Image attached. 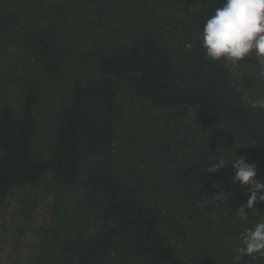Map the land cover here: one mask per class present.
I'll return each instance as SVG.
<instances>
[{
	"label": "trees",
	"instance_id": "16d2710c",
	"mask_svg": "<svg viewBox=\"0 0 264 264\" xmlns=\"http://www.w3.org/2000/svg\"><path fill=\"white\" fill-rule=\"evenodd\" d=\"M221 5L0 0V208L17 195L12 250L39 207L49 214L9 264H264L235 259L264 202L241 223L247 197L231 167L207 174L236 150L264 179V109L251 106L264 78L250 58L226 67L200 43ZM182 109L200 119L179 123ZM5 229L2 213L0 254Z\"/></svg>",
	"mask_w": 264,
	"mask_h": 264
},
{
	"label": "clouds",
	"instance_id": "9594fccd",
	"mask_svg": "<svg viewBox=\"0 0 264 264\" xmlns=\"http://www.w3.org/2000/svg\"><path fill=\"white\" fill-rule=\"evenodd\" d=\"M200 43L208 59L223 62L226 67L239 66L246 62V57L250 58L264 78V0H222V5L206 20ZM185 47L190 49L192 45L188 43ZM251 106L264 109V99L256 100ZM208 165L207 174L231 167V184L247 197L245 203L237 207L236 216L239 222L247 223L250 214L257 212L254 205L264 202V179L258 178L256 164L248 162L245 155L237 157L235 150L231 158L227 154L216 155ZM212 187L217 189L213 193L216 200L229 198L220 184L214 183ZM199 203L206 206L207 201ZM239 240L237 261L241 256L264 257V217L241 232Z\"/></svg>",
	"mask_w": 264,
	"mask_h": 264
},
{
	"label": "rangeland",
	"instance_id": "374dc122",
	"mask_svg": "<svg viewBox=\"0 0 264 264\" xmlns=\"http://www.w3.org/2000/svg\"><path fill=\"white\" fill-rule=\"evenodd\" d=\"M185 109H182L181 114L178 116V122L179 123H184L187 122L189 119L194 118L195 119H200L199 115L193 111V114H189V111H184ZM129 115L130 112H132V109L130 108L128 110ZM139 112V110H138ZM133 116H138L137 114H134ZM208 116V115H206ZM206 116H203L204 118ZM209 120H212L211 118H207ZM210 128L216 127V122L211 121L210 122ZM16 194H11L9 195L8 199L6 200L5 204L1 206L0 208V214L5 215V225L6 229L5 232L3 233V236L5 237V242L0 254V264H9L13 259H20L24 260L26 257V253L30 248L31 243L34 241V238L36 237L35 230L39 229L41 225L45 221L48 220L49 214L48 211L45 210V207H39L38 212H37V222L34 223L29 231L24 234L22 237V241L18 242V246L16 249L13 251L12 250V230L15 228V225L19 222V218L16 214L15 211V203H16ZM67 200V199H66ZM68 201V200H67ZM217 264H227L226 260H220Z\"/></svg>",
	"mask_w": 264,
	"mask_h": 264
}]
</instances>
